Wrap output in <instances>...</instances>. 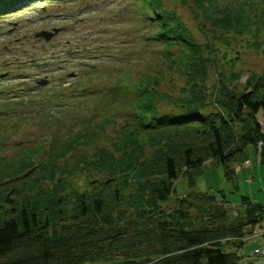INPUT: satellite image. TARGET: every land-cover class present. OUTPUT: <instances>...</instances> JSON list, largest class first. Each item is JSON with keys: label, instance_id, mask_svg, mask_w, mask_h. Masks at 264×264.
Listing matches in <instances>:
<instances>
[{"label": "trees", "instance_id": "1", "mask_svg": "<svg viewBox=\"0 0 264 264\" xmlns=\"http://www.w3.org/2000/svg\"><path fill=\"white\" fill-rule=\"evenodd\" d=\"M20 1L8 0V7ZM177 1L190 2L205 42L163 0H140V9L144 42L161 41L167 67H179L185 78L179 96L159 93L161 72L148 75L136 87L135 120L110 147L78 151L100 136L99 125L92 133L54 134L17 159L0 160V264H244V255L224 242L243 248L264 221V203L244 196L235 219L213 195L178 196L170 210L163 205L177 194V180L189 175L194 183L193 172L207 161L222 164L232 179L230 163L262 142L264 166V75L252 74L239 90L240 73L220 72L215 89L207 86L213 53L229 50L226 33L264 35V0ZM153 25L155 35L146 31ZM39 98L40 114L55 120L61 94ZM158 98L176 113L159 115ZM5 105L29 107L36 100ZM86 174L106 178L73 180Z\"/></svg>", "mask_w": 264, "mask_h": 264}, {"label": "rangeland", "instance_id": "2", "mask_svg": "<svg viewBox=\"0 0 264 264\" xmlns=\"http://www.w3.org/2000/svg\"><path fill=\"white\" fill-rule=\"evenodd\" d=\"M7 2L0 0V160L17 159L27 146L40 145L54 134L70 135L78 129L92 133L99 125L104 128L99 131L100 136L78 151L91 153L97 146L110 147L122 126L135 120L136 87L148 75L161 72L156 87L159 93L179 96L185 84L180 68L167 67L161 55V41L152 40L149 44L142 38L146 15L140 9V0H23L12 7ZM163 2L167 9L178 13L201 42L206 41L190 2ZM35 3L36 8H30ZM55 28L59 33L49 41L36 37L43 30ZM158 29V25H153L146 31L155 35ZM225 37L231 44L228 51L223 49L212 55L209 92L217 86L220 72L240 73L241 79L234 83L239 90L244 89L252 74L264 75V35L254 39L226 33ZM256 41L258 48L254 46ZM225 52L228 58L224 57ZM42 79L47 80L46 85H40ZM54 88L60 90L61 100L51 109L59 115L48 121L39 112V104L43 103L39 97ZM24 98L35 99L36 105L6 108L9 100ZM155 103L159 115L176 113L167 99L158 98ZM258 117L262 119L261 114ZM258 154L256 147L249 146L232 161L230 165L236 169L232 179L222 164L207 161L193 172L194 183L189 175L177 180V194L164 208H174L178 196L190 195L192 199L213 195L235 219L236 207L241 206L244 196L264 203V166ZM43 157L41 152L35 161ZM87 175L73 180L80 184L84 177L98 182L106 178L105 174ZM261 225L245 238L243 248L224 242L227 250L244 255V264H264V255L252 253L264 246V221Z\"/></svg>", "mask_w": 264, "mask_h": 264}, {"label": "water", "instance_id": "3", "mask_svg": "<svg viewBox=\"0 0 264 264\" xmlns=\"http://www.w3.org/2000/svg\"><path fill=\"white\" fill-rule=\"evenodd\" d=\"M59 32V29H55L54 32L52 31H42L40 33L37 34L38 37L43 36L46 38V40H50L55 34H57ZM46 81H42L41 84H46Z\"/></svg>", "mask_w": 264, "mask_h": 264}, {"label": "built area", "instance_id": "4", "mask_svg": "<svg viewBox=\"0 0 264 264\" xmlns=\"http://www.w3.org/2000/svg\"><path fill=\"white\" fill-rule=\"evenodd\" d=\"M261 144H262V143H260V145H261ZM254 253L264 255V246L256 248V249L254 250Z\"/></svg>", "mask_w": 264, "mask_h": 264}]
</instances>
